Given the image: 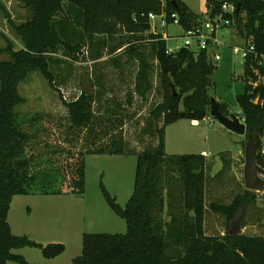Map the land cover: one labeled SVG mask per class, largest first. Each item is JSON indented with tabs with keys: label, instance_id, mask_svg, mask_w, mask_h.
<instances>
[{
	"label": "trees",
	"instance_id": "16d2710c",
	"mask_svg": "<svg viewBox=\"0 0 264 264\" xmlns=\"http://www.w3.org/2000/svg\"><path fill=\"white\" fill-rule=\"evenodd\" d=\"M17 1L30 16L16 24L6 12L23 47L16 50L9 44L1 51L9 58L0 60V264H28L25 257L14 252L25 247L40 248L47 259L65 251L63 244L44 246L26 236L13 235L8 214L14 196H83L87 155L136 152L135 191L126 207L106 194L112 210L126 221L127 233L85 234L82 254L74 264H264V234L242 232L257 192L245 189L227 200H208L214 163L201 154L168 155L165 150L169 124L211 116L208 90L215 67L209 50L196 52L183 47L167 54V41L149 32L150 25L142 14L176 12L184 31L201 26L203 16L181 0ZM206 1L212 20L222 13L225 3L237 8L240 5L239 11L225 17L232 20L230 27L237 28L245 43L251 41L257 53L264 55V0ZM116 37L120 40L113 44ZM145 43H151L152 63L157 65V87ZM87 47L93 61L102 59L106 50L115 67L122 64L117 59L120 55L127 57L126 61L138 62L126 98L115 96L103 104L99 96L105 87L101 83L100 94L84 89L70 101L61 96L68 112L65 117L40 113L22 117L17 107L25 100L19 86L29 74L40 71L57 89L56 64L77 61ZM58 54L63 58H57ZM249 65L244 62L246 90L237 96L239 118L246 124L247 135L263 138L264 86L253 88L248 83ZM153 92H158L161 100L152 106L143 134L155 139L154 143L145 145L141 152L129 149L125 127L137 116L135 99L147 100ZM219 109L226 115L220 105ZM219 156L222 169L215 178L229 183L225 176L233 164L232 153L222 151ZM257 163L264 173L261 150ZM238 217V234L232 235ZM210 221L216 223L219 232L207 229Z\"/></svg>",
	"mask_w": 264,
	"mask_h": 264
},
{
	"label": "rangeland",
	"instance_id": "374dc122",
	"mask_svg": "<svg viewBox=\"0 0 264 264\" xmlns=\"http://www.w3.org/2000/svg\"><path fill=\"white\" fill-rule=\"evenodd\" d=\"M181 1L195 14L203 16L205 24L214 21L217 17L214 20L210 17L206 0ZM6 12L16 24H21L30 16L17 0H0V60L9 58L6 53L1 52L9 44H12L16 50L23 47L21 39L6 18ZM242 18L244 19V15ZM158 30L169 36L167 40L169 48L180 49L187 42L185 31L178 26L172 25L167 29ZM215 38L218 44L215 43L209 50L215 68L211 75L212 84L208 95L225 109L227 116L239 117L237 96L244 94L247 87L243 78L242 50L239 49L245 46V39L237 34V28L230 26H219ZM119 40L120 38L116 37L113 44H117ZM145 44L147 47L145 53L152 63L151 43ZM235 48H238L239 52ZM90 50L91 48L87 47L84 55L73 63L56 64L54 71L58 90L51 87L40 71L30 73L19 86L25 102L17 107V112L22 117L36 113L53 118L65 117L68 112L61 96L64 100L70 101L79 96L84 89L97 94L102 90L101 83L105 87L104 93L99 96L102 97L103 104L108 99L113 100L115 96L125 99L126 91L132 86L133 76L139 69L138 62L126 61L127 57L120 55L117 59H120L122 64L115 67L109 51L105 50L102 59L93 61L88 57ZM61 54L56 55L57 58H63ZM215 54L221 57L220 61L214 60ZM152 65L154 83L157 87L159 85L157 65L154 63ZM160 100L158 92H153L147 100L135 99L133 110L137 112V116L125 127L129 149L141 152L145 149V145L154 143L155 139L151 136H144L143 129L147 126L152 106ZM98 104L99 102L96 105ZM210 117L212 119L201 120L197 126L189 119H180L169 124L165 129V150L168 155H199L203 150L207 151L210 155L205 158L216 165L211 171L213 176L217 173L219 164H222L219 152L230 150L235 156L233 152L236 151L238 143L243 142L244 156L246 141L245 137L229 131L214 117ZM262 143L260 150L263 152L264 137ZM137 163V152L122 156L87 155L83 196L71 194L14 196L8 214V223L13 235L26 236L44 246L49 244L65 246L64 253L54 259L45 258L40 248L25 247L14 252L25 257L28 264H74L73 260L82 254L85 234H126L127 223L112 210L106 194L114 198L120 207L125 208L135 191ZM232 166L235 177L241 188L245 190L244 165L237 156L233 159ZM262 178L264 180V175ZM225 179L231 182L230 175H226ZM219 185L221 184L217 182V178L211 181L212 188H218ZM218 195L210 192L211 197ZM256 196L257 198L260 196L259 201L264 204V190ZM218 198L223 201L228 199V195ZM214 224L216 225L210 221L207 229L212 233L219 232V227L217 226L216 229Z\"/></svg>",
	"mask_w": 264,
	"mask_h": 264
},
{
	"label": "built area",
	"instance_id": "2783aa9c",
	"mask_svg": "<svg viewBox=\"0 0 264 264\" xmlns=\"http://www.w3.org/2000/svg\"><path fill=\"white\" fill-rule=\"evenodd\" d=\"M238 11V8L234 4L225 3L222 6V13L217 16L214 21H209L205 24L202 23L201 26L193 28L191 30L185 31V39L187 40L184 45L185 48H196L193 49L196 52L210 50V48L218 42L216 41L215 34L219 26H232V20L226 18L225 15H231ZM142 17L147 19V22L150 25V32L154 35H163L158 29H167L169 26H178L181 27V19L178 13L173 12L171 14L162 13L161 15L155 13H149L148 15L142 14ZM183 29V28H182ZM242 50V57L244 62H250L248 83L253 87L259 85L264 86V55L257 53L255 46L251 41L245 43ZM237 52L238 48H235ZM177 49L168 48L167 54H173ZM214 60L216 62L221 60V57L218 54L214 55ZM243 121L242 119H240ZM204 157L205 153L202 154Z\"/></svg>",
	"mask_w": 264,
	"mask_h": 264
},
{
	"label": "water",
	"instance_id": "95a60500",
	"mask_svg": "<svg viewBox=\"0 0 264 264\" xmlns=\"http://www.w3.org/2000/svg\"><path fill=\"white\" fill-rule=\"evenodd\" d=\"M240 7L241 6L239 5L238 11L240 10ZM258 103L259 99L255 101V104ZM210 115L229 131L239 136H247L245 155L241 156L240 158L242 164L244 165L245 187L248 190L258 193L263 191L264 180L262 176L264 175V173L263 169L257 163L258 152L263 145L262 138L259 135H257L255 138H253L251 135H247L246 124L242 122L236 115H232L230 117L222 114L219 109L218 103L214 99H211ZM238 226V223H236L235 226L232 227L230 234H238Z\"/></svg>",
	"mask_w": 264,
	"mask_h": 264
},
{
	"label": "crops",
	"instance_id": "0c3cea01",
	"mask_svg": "<svg viewBox=\"0 0 264 264\" xmlns=\"http://www.w3.org/2000/svg\"><path fill=\"white\" fill-rule=\"evenodd\" d=\"M163 34V33H162ZM163 39H165L166 41L169 39V36L167 34H163ZM179 49V48H177ZM137 72L135 73V76H136ZM219 105V104H218ZM209 119H212L211 117H206L205 120H209ZM193 123V125L197 126L199 125L200 121H191ZM243 122V121H242ZM263 139V138H262ZM243 142H240L238 143V146H237V149L235 152H233L235 154V156H233L232 154V158L234 159L236 156L240 159L241 156H243V145H242ZM263 146V145H262ZM228 151V150H226ZM230 151V150H229ZM222 152V151H220ZM219 152V153H220ZM231 152V151H230ZM205 153L206 156L205 157H209V153L205 150H203L201 152V155ZM232 153V152H231ZM245 154V153H244ZM263 154H264V150H263ZM214 163V162H213ZM219 168H218V171H217V175L220 173L221 169H222V164H219ZM216 165L215 164H212V167H211V171L213 168H215ZM214 170V169H213ZM211 171H210V181H209V187H208V192H207V199L211 200V198L213 200H218L219 198L218 197H221L222 195H228V199L230 196H233L237 193H242V191H244L243 188H239V187H235L234 189V184H239V181L237 180V178L235 177V173H234V169H233V166L231 167L230 171H229V175L231 176V182L230 183H227L226 181L224 182H219L221 185H219L218 188H212L211 186V181H214V178L217 176L216 174L215 175H211ZM213 174V173H212ZM213 184V183H212ZM246 189V187H245ZM210 192L213 193L214 195L217 193L219 194L218 196H213L211 197L210 196ZM258 193V192H257ZM259 195V194H258ZM259 197L257 198L256 202L250 206L248 208V211H247V221L245 223V227L244 229L242 230V232H247V233H252V234H255V235H262L264 234V208H263V205L264 204H261L262 202L259 201ZM222 199V198H221ZM227 200V199H226ZM251 217H254V220L251 221L249 218ZM256 219V220H255ZM214 222H216V220L214 219ZM238 223L239 225V217L236 218L235 220V223H233L232 227L235 226V224ZM238 230H239V226H238Z\"/></svg>",
	"mask_w": 264,
	"mask_h": 264
}]
</instances>
